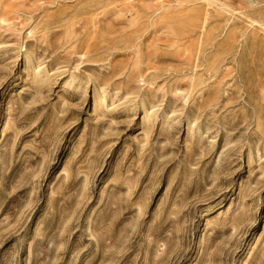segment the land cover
I'll return each mask as SVG.
<instances>
[{
	"label": "rangeland",
	"instance_id": "374dc122",
	"mask_svg": "<svg viewBox=\"0 0 264 264\" xmlns=\"http://www.w3.org/2000/svg\"><path fill=\"white\" fill-rule=\"evenodd\" d=\"M0 264H264V0H0Z\"/></svg>",
	"mask_w": 264,
	"mask_h": 264
}]
</instances>
